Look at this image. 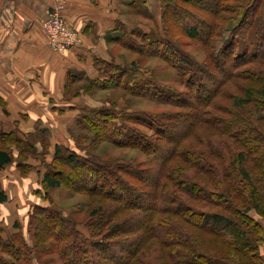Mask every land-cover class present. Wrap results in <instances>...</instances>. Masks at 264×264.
<instances>
[{"label": "trees", "instance_id": "obj_1", "mask_svg": "<svg viewBox=\"0 0 264 264\" xmlns=\"http://www.w3.org/2000/svg\"><path fill=\"white\" fill-rule=\"evenodd\" d=\"M160 1L164 9V3L170 0ZM183 1L190 3L191 0ZM256 1L250 0L242 12V4L231 6L227 4L229 0H195L201 9L196 20L185 8H171V19L174 24L176 21L184 37L210 52L203 66L210 65L218 72L207 78L210 87L196 75L194 82L190 81L195 87L194 105L193 102L184 104V98L168 97L175 109L189 110L195 119L193 123H186L187 128L193 131L192 126L199 125L208 130L195 136V146H189L191 134L185 133L188 130L177 129L171 121L167 125L154 123L157 125L151 128L154 136L147 138L132 125L145 126L141 120L104 109L83 110L70 129L72 140L92 143L95 147L110 144L121 149L136 148L154 169L151 166L139 169L133 163L112 166L97 163L96 158L85 154L82 158L72 150L63 154L62 146H56L54 156L59 169H55V175L47 171L42 175V190L35 194L42 201L45 185L47 189L64 188L70 194L92 198L97 205L89 211L85 225L89 227V235L81 233L53 209L35 206L25 225L33 246L29 248L25 243L17 223L12 228L16 232L1 237L0 231V264H32V250L44 255L56 251L60 264H144L145 256L150 263L152 260L161 264H264L257 249L264 234L259 224L248 216L252 210L264 215L261 206L264 202V133L253 126L254 121L256 124L264 122V83L253 91L247 90L244 97L231 98L228 108L218 106V98L226 85L245 78L252 81V73L264 66V11L258 14L264 1L261 4ZM233 14L241 16V21L232 29L224 27L231 19L228 16ZM186 23L193 26L187 27ZM157 34L165 38L164 25L161 35ZM150 37V33L136 30L125 37L123 44L131 47L132 42ZM238 38L241 41L236 43ZM154 43L160 45L161 53L142 50L144 44L139 45L142 48L136 46V50L151 57L165 55V60L166 57L174 59L178 66L174 49L163 47L156 39ZM166 51L171 55L167 56ZM103 65L97 68L102 81L93 82L98 88L128 90L131 88L129 79L126 84L122 83L129 73L134 75V88L140 86V92L154 94L156 88L146 71L125 72L118 66ZM254 65L257 66L252 68ZM241 66L252 68L247 69L248 77L241 78ZM202 68L198 67L201 76L206 70ZM138 73L143 75L139 81L136 80ZM134 88L131 91L134 92ZM167 96L168 93L163 98ZM175 99L181 102L174 103ZM245 106L247 109L243 111ZM257 110L262 113L257 115ZM211 113L227 117L225 120L207 119ZM103 117L109 120L100 123ZM115 120L120 124L116 125ZM213 131L241 146L242 151L227 163L221 162L222 158L212 159L210 163L202 153L192 151L203 144V139H210ZM255 131L259 132L258 136L254 135ZM40 132L36 137L25 139L15 133L0 132V149L8 155L9 147L15 146L18 150L17 168L21 176L27 175L30 168L23 163L26 158L37 155L34 144L40 143ZM212 151L213 157L221 155L216 149ZM8 164H12V160ZM3 202L5 198L0 191V204ZM203 238L205 244L219 240L222 252L230 253L215 257L216 251L205 246ZM232 246L234 251L230 250ZM231 252L238 257L231 256Z\"/></svg>", "mask_w": 264, "mask_h": 264}, {"label": "crops", "instance_id": "obj_2", "mask_svg": "<svg viewBox=\"0 0 264 264\" xmlns=\"http://www.w3.org/2000/svg\"><path fill=\"white\" fill-rule=\"evenodd\" d=\"M55 4L64 6L65 22L81 38L79 46L61 53L50 49L42 28ZM160 5V0H0V132L25 139L36 137L41 126L59 141L54 146L68 143L67 131L74 128L76 115L97 110L101 104L82 90L73 92L71 84L106 90L93 84L102 81L97 68L119 66V58L111 55L113 48L133 31L149 33L143 25L125 23L126 15L132 11L151 14L161 35ZM8 150L13 162L0 168V191L5 198L0 204L1 237L16 232L12 229L16 223L23 229L33 206L39 205L35 201L41 202L35 192L42 190L41 161L27 157L23 163L31 169L21 176L18 150L15 146ZM34 150L41 155L38 141ZM259 253L264 263V243Z\"/></svg>", "mask_w": 264, "mask_h": 264}, {"label": "rangeland", "instance_id": "obj_3", "mask_svg": "<svg viewBox=\"0 0 264 264\" xmlns=\"http://www.w3.org/2000/svg\"><path fill=\"white\" fill-rule=\"evenodd\" d=\"M230 2L227 3L231 6L240 5L242 4V12L246 10V6L249 4L250 0H229ZM253 1V0H252ZM264 0H257L256 3L261 4V2ZM161 2V1H160ZM190 3H184L183 0H170L164 3V9H161L160 5V13L158 17H160L158 20L159 29L161 30V27L164 30H166V36L164 39H161L157 33L158 32V26L157 23L155 24L154 19L150 17L151 14H145L142 13L141 15L135 11H132L131 14H127L125 17V23L131 22L134 25L140 24L143 25L147 30H149V33L151 34V37L148 39H139L137 41L132 42V46H128L125 44H121L120 46L114 47L111 55L113 57L119 58V66L117 67L119 70H124L125 72H128V70H135L138 72V70L146 71L148 76H150V82L153 84V86L156 89L154 90V94H150L148 92H140V86L134 88V83H132V78H134V75H129L127 73L125 79L123 80L122 85L126 84L125 82L129 79V83L131 84V88L128 90H124L122 87H114L110 88L109 90H94L89 87L87 84L84 83H74L71 84V87L73 89V92L75 93L79 92V90H82V92L86 93V95L90 96L91 100L97 104V102L100 101L101 104H99V109L108 110L110 112L118 113L119 115H123L124 117L128 116L132 119L141 120L145 126H139V125H133L134 128L139 129L141 131L142 135L144 137L150 138L154 136V129L151 130V128L157 127L154 123H162L167 125L168 121L173 122L174 125H176V128H184L185 130H188L185 133L191 134L190 138V147H194V141L196 140V135L201 134L204 132H207L208 130L205 129V126H192L195 127L193 131L192 128H187L186 123H193L195 119L192 117L191 114H189V110H180L175 109L174 104L172 102H168L170 99L169 96H174L177 98H184V104L190 105L193 102L194 105V93H195V87H192V83L194 82L193 77L196 75L199 77L201 82L206 84L208 87H210V84L208 83L207 78L209 76L218 75L217 71H214L209 66H203L204 62H208V56L209 53L203 50L197 42H193L192 40H189L188 38L184 37V33L180 28L178 29L176 21L175 24L173 23L172 15H171V8L174 7L177 10L185 8L188 10L186 12L189 16H194V20L198 19L200 16L201 9L196 6L195 0L189 1ZM195 3V5L192 4ZM62 5V4H61ZM63 6V5H62ZM64 10V6H63ZM175 11V10H174ZM264 11V4L260 6V12ZM241 12V13H242ZM203 15V14H202ZM138 16V17H137ZM229 22L224 26L228 27L229 29L234 28L238 25V21L240 20V17H238V14L229 15ZM127 21V22H126ZM237 23V24H236ZM163 24V25H162ZM185 24V22H184ZM187 24V23H186ZM236 24V25H235ZM65 27H68L67 23H63ZM187 27H192L193 24H187ZM235 25V26H234ZM238 28H241L238 27ZM74 31V32H73ZM73 33L76 36V39L80 42L81 38L78 34V32L73 29ZM160 35V34H159ZM158 40L163 47H167L168 49H174V53L177 54V64L173 61L174 59H170L169 57H166L165 55L160 56H148L146 53L138 52L139 50H136V46L138 48L140 44H144L142 50L147 51H154L155 54L161 53L159 52L160 45H157L154 43V40ZM148 40V42H147ZM241 41L240 38L237 39L236 43ZM47 43V39H46ZM81 43V42H80ZM148 44H151L150 48L148 47ZM80 45V44H79ZM221 46V45H219ZM167 53V56L171 55V53ZM146 54V55H145ZM175 55V54H172ZM164 58V60H163ZM181 60V63L179 61ZM183 60V62H182ZM184 63V64H183ZM257 65L252 66V68L256 67ZM198 67H204L202 68L205 70V75L201 76L199 73ZM250 66H241L239 68V72L242 77H248L249 73L247 72V69ZM118 70V71H119ZM117 71V72H118ZM255 74L252 73L253 80L248 82V79L245 78L243 81L235 82L231 85H226L223 89V93H221L220 98H218V106L219 108H228V105L231 104V98L234 97H244V94L247 90L253 91V89L258 88L259 86H262L264 83V77L261 75H264V66H259L254 71ZM259 72V74H258ZM114 73V71H113ZM141 77H143L142 74L138 73V78L136 80H141ZM148 79V78H147ZM146 79V80H147ZM189 80V81H188ZM191 81V82H190ZM134 88L131 91V89ZM155 91H158V93H155ZM140 92V93H139ZM151 92V90H150ZM162 94H160V93ZM168 93V96L163 98L165 94ZM71 97L67 98L70 99ZM222 98V99H221ZM221 99V100H220ZM186 100V101H185ZM189 100H192L191 102ZM203 100V99H202ZM168 102V103H167ZM178 99H175L174 103H180ZM231 109V108H230ZM247 109V106L243 108V111ZM206 112L208 109H205ZM236 111V110H235ZM262 112L260 110L256 111V114L259 115ZM76 121L78 119L79 114L76 115ZM215 117V119H226V115L223 114H214L211 113L210 116H206L207 119ZM105 120H109L105 117H103L100 120V123H103ZM252 120V119H251ZM254 120L255 117H254ZM253 120V121H254ZM103 121V122H102ZM122 121V119H121ZM132 122V121H131ZM178 122V123H177ZM115 124H120L119 120H115ZM256 125V129L262 131L264 133V122H261L259 124H256V121H254L253 126ZM75 126V125H74ZM73 126V127H74ZM199 126V127H198ZM258 127V128H257ZM41 131V126H39ZM166 126H164V129ZM176 131V129H175ZM257 134H254L258 136L259 132L255 131ZM69 135V141L66 142L64 145H55L57 143V139L52 138V133L50 131H46L44 133L40 132V143H41V155H35L36 160L41 161V168L44 173L47 171V173H51L52 175H55L56 168L58 161L55 159L54 156V150L56 146H62L63 149L62 153L67 154V152H70V150L77 153V155L82 156V158L87 155L91 156L93 159L96 158L97 163L102 164H110L112 166L113 164H119V165H127V163H133V165H136L139 169L152 167L151 163L147 161V157L144 156V154L139 153V150L136 148H117L110 144H99L98 146H94V144L90 143H83L81 141H74L71 139L70 136V130L67 131ZM44 135V136H43ZM203 144L198 145L195 149L192 151L194 152H200L205 157H207V161L211 163L212 159H221V162L227 163L231 160L232 157L240 153L242 151V147L236 144H233V141L230 139H226L223 136H220L216 134V132L213 131V134L211 135V138L206 140L203 139ZM59 143V141H58ZM76 143V144H75ZM87 145L89 147H87ZM65 148V149H64ZM77 148L81 151L79 152ZM67 149V150H66ZM213 149H216L220 152L219 157H213ZM85 154V155H84ZM9 158L12 160L11 153H9ZM13 162V161H12ZM10 165V164H8ZM6 166V165H5ZM31 169V166L30 168ZM154 169V166L152 167V170ZM251 171L252 168L250 167ZM19 172V171H18ZM43 200L38 202L37 200L35 203H38L40 208L45 207L46 209L50 208L56 211L57 213H60L65 219H67L70 224L74 225L75 227H78L81 233L85 235H89V227L85 226L88 222V216L89 211L92 210V208H95L97 203L94 202V200L88 196L84 195H76V194H70L68 191H66L64 188H57V189H47L44 185V193H43ZM33 206V207H35ZM261 206L264 207V202H262ZM204 212H207L206 210ZM211 212V210L209 211ZM31 213V211H30ZM25 216V215H24ZM248 216L255 221V223H258L262 234H264V215L261 216L258 214V212L252 210L248 213ZM24 218V217H23ZM28 220L26 219V222ZM22 222V220H21ZM90 222V221H89ZM20 234L24 237L25 243H28V247L31 248L33 246V242L31 238L29 237L31 234L28 232V228L23 227L21 229ZM207 241V240H206ZM202 243L211 248L213 252H215V257H221V255H228L230 251L227 254L223 253L220 247L219 240H209L205 244L204 238L202 239ZM264 243V240L262 241ZM260 243L258 245V253H259V247L262 245ZM231 251H234L233 246L230 247ZM215 250V251H214ZM203 251V250H202ZM57 252H53L50 254H42L38 253L35 250H32V257H34L32 264H60L58 262V256L56 254ZM204 253H206L204 251ZM213 255V254H212ZM260 255V253H259ZM231 256L238 257L235 252H231ZM153 257V255H152ZM156 260V259H155ZM161 264L160 262H154L151 260V263L145 256L142 263L145 264ZM240 264V263H237Z\"/></svg>", "mask_w": 264, "mask_h": 264}, {"label": "built area", "instance_id": "obj_4", "mask_svg": "<svg viewBox=\"0 0 264 264\" xmlns=\"http://www.w3.org/2000/svg\"><path fill=\"white\" fill-rule=\"evenodd\" d=\"M63 11L61 4L53 5L47 20L42 23L48 46L57 53L73 49L80 44L73 33V28L63 25L65 23Z\"/></svg>", "mask_w": 264, "mask_h": 264}, {"label": "water", "instance_id": "obj_5", "mask_svg": "<svg viewBox=\"0 0 264 264\" xmlns=\"http://www.w3.org/2000/svg\"><path fill=\"white\" fill-rule=\"evenodd\" d=\"M11 158H9V155L0 150V168L4 167L10 162Z\"/></svg>", "mask_w": 264, "mask_h": 264}]
</instances>
